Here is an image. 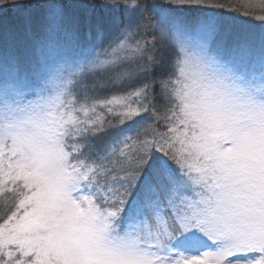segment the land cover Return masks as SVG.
<instances>
[{
    "label": "snow or ice",
    "instance_id": "1",
    "mask_svg": "<svg viewBox=\"0 0 264 264\" xmlns=\"http://www.w3.org/2000/svg\"><path fill=\"white\" fill-rule=\"evenodd\" d=\"M8 10L0 264H264V0Z\"/></svg>",
    "mask_w": 264,
    "mask_h": 264
},
{
    "label": "trees",
    "instance_id": "2",
    "mask_svg": "<svg viewBox=\"0 0 264 264\" xmlns=\"http://www.w3.org/2000/svg\"><path fill=\"white\" fill-rule=\"evenodd\" d=\"M219 2L225 3V4H233V3L243 2V0H219ZM256 14L260 15V14H264V12H260L259 10H257ZM6 15L10 20H8L6 17H3L1 19L3 21H1V23H0V28L8 27L11 29H15L16 26L13 23L15 19H14V17H12L14 15L13 11L9 10V13H7Z\"/></svg>",
    "mask_w": 264,
    "mask_h": 264
},
{
    "label": "rangeland",
    "instance_id": "3",
    "mask_svg": "<svg viewBox=\"0 0 264 264\" xmlns=\"http://www.w3.org/2000/svg\"><path fill=\"white\" fill-rule=\"evenodd\" d=\"M7 13H9V10L7 11V12H4V13H2V14H0V23H1V21H3V20H1L3 17H6L8 20H10L8 17H7ZM13 13H14V15L12 16V17H14V25L15 26H17V24H18V21H17V18H16V13L13 11ZM4 14V15H3ZM6 20V19H5ZM246 23H247V25L250 27V28H252L253 30H259V25H258V23L256 22V21H254V20H251V19H248L247 21H246ZM16 28V27H15Z\"/></svg>",
    "mask_w": 264,
    "mask_h": 264
}]
</instances>
